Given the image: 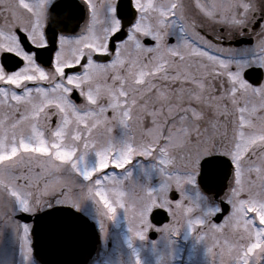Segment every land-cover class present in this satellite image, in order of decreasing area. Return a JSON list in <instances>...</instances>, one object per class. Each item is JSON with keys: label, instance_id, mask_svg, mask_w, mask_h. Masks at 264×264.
<instances>
[{"label": "flooded vegetation", "instance_id": "1", "mask_svg": "<svg viewBox=\"0 0 264 264\" xmlns=\"http://www.w3.org/2000/svg\"><path fill=\"white\" fill-rule=\"evenodd\" d=\"M119 4L121 12H126L121 19L117 17ZM249 7L250 15H246ZM262 29L264 0H0V76H19L24 82L13 89L0 83V110L8 120H20L21 127L19 136L7 140L30 136L49 144V148L38 149L35 142L33 148L21 143L17 154L22 150L47 159L70 152L72 161L86 155L91 150L89 144L107 133L116 139L117 150L129 152L135 145L143 151L149 149L148 156L129 158L120 171L133 166L145 170L139 181H144L146 189L160 187L156 197L163 200L145 214L144 199L132 192V188L138 191L135 184L125 186L128 193L124 198L119 186L113 185L109 210L116 217L112 221L110 214H104L99 197H95L97 202L87 198L82 203L85 209L69 203L61 182L70 178L62 174L53 180L59 182V188H52V196L36 198L44 206L29 214L66 206L87 217L98 241L86 264L221 263L223 253L215 255L216 248L210 252L207 245L221 236L197 225L194 242L187 238L183 208L178 203L183 200L184 205L183 196L173 185L167 186V194L163 192L167 167L182 173L183 164L174 157L191 156L195 149L200 151V142L208 141L206 156H226L232 173L222 197L201 193L214 212L207 216L197 212L198 222L209 227L222 223L229 228L223 241L229 242L224 264H264V212L247 202L238 209L236 202L238 197L244 198L240 191L263 169L264 119L260 117V121L259 116L264 111V72L261 83L254 86L244 80L243 72L257 66L243 70L241 78L252 99L245 105L249 95L242 94L244 101L233 96L232 65L227 75H217L216 69L211 70L216 65L209 60L227 63L246 58L245 49L228 42L262 43ZM18 99L19 103L15 102ZM259 105L261 109L256 108L255 117L251 116L250 109ZM242 138L248 140L236 163L229 155L235 154ZM52 141L57 142L51 145ZM55 158L50 161L56 168L60 160ZM82 165L83 170L88 169ZM239 170L249 173L248 180L244 175L238 179ZM221 200L227 203V213L216 222ZM126 205L133 206L132 212ZM4 206L1 218L16 216L10 212L8 200ZM154 208L166 213L152 220ZM28 226L30 238L31 224ZM3 228L0 224V264H8V246H15L17 252L21 248L23 253L26 246L18 242V234ZM10 236L16 238L9 243ZM199 241L202 248L191 252V246ZM27 248V264H39L29 240Z\"/></svg>", "mask_w": 264, "mask_h": 264}, {"label": "rangeland", "instance_id": "2", "mask_svg": "<svg viewBox=\"0 0 264 264\" xmlns=\"http://www.w3.org/2000/svg\"><path fill=\"white\" fill-rule=\"evenodd\" d=\"M246 7L247 6L244 7L243 14H245ZM250 11H251V7L248 8L246 15L247 14L250 15ZM233 16H234L233 20H236L234 13ZM168 35L170 37H173L174 33L172 31H169ZM260 35L262 38V36L264 35V29H262ZM261 41L262 43L254 40L251 43H238V44H234V42L236 41L228 42L230 46L239 47V48L241 47V49H245V52L248 55L244 59L233 60L227 63L220 62L216 59L214 60L209 59L216 65V68L212 67L211 70L216 69L215 72H217L216 73L217 75H224V76L225 74L227 75L229 73L228 71L229 66L232 65L231 82L233 86V96L234 99L238 101L239 100L244 101V99L241 98L242 94H246L247 96L249 95L248 101L244 103L245 105H247L250 101H252L250 97L251 90L243 82L241 78V74L243 70L249 65L260 67L264 72V36ZM220 65H222V67ZM203 67L204 65H202L201 67L200 70L201 74H203ZM223 70L226 71L224 72ZM21 80L22 78H20L19 76H10V77L0 76V83H5L8 87H11V85L15 87L22 85L24 82H21ZM26 80H30V79L25 78L24 81ZM24 100H26V98L22 99V101ZM15 102L19 103V99L15 100ZM13 108L15 110L17 109L16 107ZM256 108L261 109V106L260 105L257 107L255 106V109H250V115L253 117H255V113L257 110ZM260 117L264 119V111L259 116V120L262 121ZM19 121L20 120L17 119L8 120L6 114L2 110H0V200L3 201L0 204V211L6 210V206H4V202L6 200H8L11 204L10 212L12 214H18L21 212L29 213L35 207L42 208L44 205L41 202L37 201L36 198L40 196H52L51 194L52 188H56V189L59 188V182L57 181L54 183L53 180L55 177L61 176L62 174L66 175L67 177L69 176L70 178L68 182H61V185L63 186L64 190H66V192L68 193L69 203H73V205L77 204L75 207L79 209H85V205H82V203L87 198H92L93 202H97L98 200L95 197H99L104 214L105 215L110 214V218L112 221L115 219L116 215L109 210V208L113 206L108 205V203L111 202L110 197L114 196L113 192L115 190L111 188L113 185L117 187L119 186L120 197L124 198L126 196L125 194L128 193V189H126L125 186H129L130 183L135 184L136 188H138V191L137 189L132 188V192L133 193L137 192V196L139 198L144 199L145 202L141 206L145 210L146 212L145 214L149 212L150 208L157 205L158 202H163V200H157L156 197L158 195L160 187L146 189L144 188V181L143 180L139 181V176H141V174H143L145 170L140 169L138 166H133V167H129L126 171L123 169L122 171H120L122 165L129 158L136 157L139 154L148 156L149 155L148 148H146L147 149L146 151H143L141 149V146L135 145L134 147L130 148L129 152H125L122 149L117 150L115 146L117 144V141H115L116 139L114 137L112 138V136H108L107 133H105L104 135L106 136L99 137L95 141L89 144L91 150L88 151L86 155L81 154V156L76 157V159L73 158L72 161L69 160L71 156L70 152H66V153L64 152L63 155H59L56 158L55 156H50L51 158H47V159H44L41 156L23 154L22 150H21V154L18 155L17 150H20L19 149L20 147L22 148L21 143L23 144V146H26L28 148H33L30 146L34 144V142L37 143L38 149L43 147L49 148L48 141L40 139L38 142H36L30 136L22 137L20 141H13L12 139L7 140V138H9L8 136L16 137L20 135L21 127ZM247 140L248 139L246 138H242L238 140L235 154L229 155L231 158H233V160L236 163L240 162L241 160V147L242 144ZM56 142L57 141H52L51 145L55 144ZM199 149L200 151L198 149H195L194 153L191 154V156L189 155L185 157H174L178 162H182L181 163L183 164L181 169L182 173H178L175 170L169 169L171 166L167 167L168 170L163 175V180L165 183L163 186V192L167 194V186L173 185L174 186V187L172 186L173 189L174 190L176 189L177 192L181 196H183V199L185 200L184 205H183L184 202L183 200H179L178 203L183 208V214H184L183 227H184L185 236L187 238L192 239V241L194 242L196 238L195 233L197 230V225L200 229H202L203 227H205L206 229H210L211 233L212 231L215 230L217 232V237L221 236L220 238H217L216 240L217 242L214 240L213 242L207 243V245L210 249V252H212L213 247L216 248L217 252L215 253V255L223 253V255H221L222 256L221 263H219V261L218 262L216 261L215 264H224L228 262L226 261L225 255L229 250V242H223V241L224 238L226 239L228 236L227 233L229 232V228L227 230V228L222 223L217 225L216 227H213V225L211 227L203 226L202 223L200 224L198 222L200 216H198V218L196 217L197 212L201 213V215L203 213L204 216L210 215L214 212V210L211 207L207 206V202L200 195V192L196 190L197 188L195 181L196 175L198 174L199 161L205 158L207 153L209 152L210 142L208 141H202V143L200 142ZM221 149L222 150L225 149V143L223 144ZM52 158L60 160V162L59 161L57 162L58 167L55 168L54 166H52V162L50 161V159L52 160ZM170 159L171 158L168 157V161H169L168 163L172 164L173 162H171ZM90 162H93L92 165L94 167L90 168L89 166ZM82 164L88 166V169L83 170ZM113 166H115L119 171L106 173L104 175L103 173L98 172V170H106L107 168L113 170L112 169ZM262 167L263 169L260 170L259 172L260 176L259 175L255 176L253 179H251L252 184H250L249 187L246 188L245 190L240 191V195H244V198L238 197L239 200L236 201L237 203H239L238 209L240 208L241 203L247 202L248 204L257 205L256 207H258L261 212H264V162ZM92 170L95 171L93 175H92L93 173ZM126 173L128 175V178L126 177ZM89 175L91 176L90 178L88 177ZM237 175L239 180L242 175H244L243 178L247 180L248 177L250 176L247 171L245 173H241L240 170L238 171ZM77 178H79L81 181L79 179L77 180ZM125 181H129V183L126 182L125 184ZM149 195H154V196L151 198L149 197ZM29 199L31 200V202L33 201L31 204L28 201ZM103 203L105 207L103 206ZM174 206L176 210L177 204ZM124 207L128 212H132L133 210L132 205H126ZM233 212L236 213L237 211L233 210ZM0 219L3 220V218L1 217ZM11 219L17 225V227L15 228L13 223L7 219L6 222L8 223V228H9L8 231L12 233L15 232L16 235L18 234V242L19 241L23 242V244L26 246V251L23 253L21 248H19L17 252L15 246L9 245L7 248L8 250L7 262L8 264H27L28 261L27 259L29 257V252H30V250L27 248L28 240H29L28 238L29 226L21 225L20 223H17L16 221H14L13 216L11 217ZM244 224L245 223H241V225ZM237 229L238 228H236V230ZM233 230L234 229H231L230 232L232 233ZM202 234H203L202 232L199 233L198 239H200V235ZM8 238L10 243L16 237L12 238L10 236ZM196 247L202 248L200 241L191 246V252ZM204 249L207 250L206 247H204ZM1 254L3 256L6 255V253L4 252H1Z\"/></svg>", "mask_w": 264, "mask_h": 264}, {"label": "water", "instance_id": "3", "mask_svg": "<svg viewBox=\"0 0 264 264\" xmlns=\"http://www.w3.org/2000/svg\"><path fill=\"white\" fill-rule=\"evenodd\" d=\"M121 19L126 12L117 7ZM244 79L256 85L262 79V70L250 68L244 71ZM231 164L222 156H210L201 160L197 184L206 195L218 197L226 187ZM222 204V214L226 213ZM163 211L155 210L151 218L155 220ZM16 218L31 223V246L33 256L40 264H84L95 249L97 236L94 227L81 214L65 207L43 211L36 215L21 213ZM163 221V220H162Z\"/></svg>", "mask_w": 264, "mask_h": 264}]
</instances>
